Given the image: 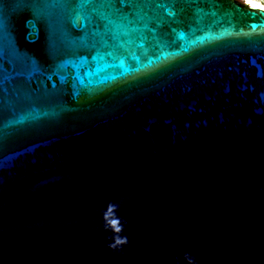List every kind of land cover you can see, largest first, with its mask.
Instances as JSON below:
<instances>
[{
  "label": "water",
  "instance_id": "obj_1",
  "mask_svg": "<svg viewBox=\"0 0 264 264\" xmlns=\"http://www.w3.org/2000/svg\"><path fill=\"white\" fill-rule=\"evenodd\" d=\"M185 254L264 264V9L0 0V264Z\"/></svg>",
  "mask_w": 264,
  "mask_h": 264
},
{
  "label": "clouds",
  "instance_id": "obj_2",
  "mask_svg": "<svg viewBox=\"0 0 264 264\" xmlns=\"http://www.w3.org/2000/svg\"><path fill=\"white\" fill-rule=\"evenodd\" d=\"M117 207H118L117 205H113V204L108 205L107 211L102 213V218L107 219L108 216H114ZM110 224H111V229L114 230L116 233H119L123 230V225L120 223L118 217L115 220H112ZM104 228L106 231L110 230L108 224H105ZM110 239L113 241L112 243L108 244V247L110 249H117L118 245H124L127 243V237L113 236L110 237ZM183 259L188 260L189 264H192V258L189 257L188 254H185Z\"/></svg>",
  "mask_w": 264,
  "mask_h": 264
},
{
  "label": "bare ground",
  "instance_id": "obj_3",
  "mask_svg": "<svg viewBox=\"0 0 264 264\" xmlns=\"http://www.w3.org/2000/svg\"><path fill=\"white\" fill-rule=\"evenodd\" d=\"M251 6H256L258 8L264 9V3L258 0H242Z\"/></svg>",
  "mask_w": 264,
  "mask_h": 264
},
{
  "label": "rangeland",
  "instance_id": "obj_4",
  "mask_svg": "<svg viewBox=\"0 0 264 264\" xmlns=\"http://www.w3.org/2000/svg\"><path fill=\"white\" fill-rule=\"evenodd\" d=\"M258 1H261V2H263V3H264V0H258Z\"/></svg>",
  "mask_w": 264,
  "mask_h": 264
}]
</instances>
